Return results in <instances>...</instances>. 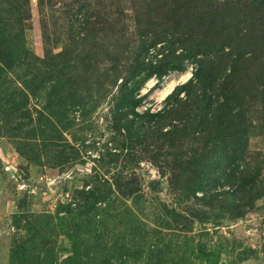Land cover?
Listing matches in <instances>:
<instances>
[{
    "label": "trees",
    "instance_id": "obj_1",
    "mask_svg": "<svg viewBox=\"0 0 264 264\" xmlns=\"http://www.w3.org/2000/svg\"><path fill=\"white\" fill-rule=\"evenodd\" d=\"M74 3L71 25L78 30L66 38L95 46L81 57L80 65L64 72L50 58L51 38L45 30L42 59L25 48L30 0H0L1 84L4 74L17 65L43 60L42 64L52 72L48 80L56 83L52 88L66 78L74 84V104L79 100L82 107L91 103L93 90L102 93L104 85H118L119 81L115 102L109 110L110 127L117 133L120 152L124 151L129 158L126 161L129 166L137 162L133 161L135 152L153 157L151 153L156 151L153 161L161 158L164 169L170 172L172 189L184 196L190 194L212 210L213 217L205 214L199 218L201 223L207 220L206 216L219 223L220 218L226 217L224 212L228 219L241 218L255 200L264 199V185L258 182L260 165H253L247 152L249 135L254 128L262 127L256 113L258 105L264 107V0H74ZM53 40L58 43L61 33H55ZM63 45L57 56L64 55L70 47L68 41ZM153 52L155 62L145 60ZM187 61L194 64L192 75L167 94L159 109L147 107L139 111L138 106L147 96L139 95L144 81L152 75L162 79L171 72L184 71ZM100 62L103 64L99 65ZM34 76L39 77V73ZM55 90L46 94L54 96ZM1 95L4 97L2 90ZM247 95L255 101L249 102ZM43 127H39L41 134L50 131L43 136L45 140L58 139L55 132L60 136L56 126L44 123ZM161 173L164 175L166 171ZM112 181L113 185L102 193L97 185L88 191H78L80 216L96 209V202L105 200L110 192L132 196L136 190L135 180L127 179L123 170L113 175ZM217 207L219 211H214ZM173 212L176 218L188 220L187 213ZM33 238L34 234L16 245L12 253L17 263L25 264L28 248L35 246ZM113 248L123 251L115 256L108 253L100 261L102 264L113 257L121 260L126 253L123 242ZM80 254L89 256L87 250H81L75 262L65 260L63 264H84ZM193 254L206 264L217 263L213 251L199 248Z\"/></svg>",
    "mask_w": 264,
    "mask_h": 264
},
{
    "label": "rangeland",
    "instance_id": "obj_2",
    "mask_svg": "<svg viewBox=\"0 0 264 264\" xmlns=\"http://www.w3.org/2000/svg\"><path fill=\"white\" fill-rule=\"evenodd\" d=\"M29 8L24 44L34 56L42 59L45 53L44 30L51 38L50 58L64 72L80 65L85 52L94 49V43L66 38L78 30L71 25L74 0H30ZM57 32L70 46L60 56L56 53L65 41L62 44L61 40H53ZM154 55L153 52L145 60L155 62ZM159 56L161 53L156 57ZM41 61L17 65L0 82V264H19L12 252L33 234L35 246L28 248L25 264L75 262L81 250L89 253L80 254L81 262L94 260L92 264H102L100 261L108 253L115 256L123 251L113 248L122 242L126 245L122 259L113 257L105 264H206L193 254L199 248L215 252L216 264H264L263 198L255 200L241 218L228 219L224 212L226 217L219 223L207 216L201 223L199 218L205 214L213 217L212 210L190 194L184 196L172 189L170 172L164 169L161 158L153 161L156 151L151 153L153 157L135 152L133 161L137 162L130 166L126 163L129 158L120 152L117 133L110 127L109 110L120 82L104 85L99 94L93 90L91 103L81 107L79 100L74 104V84L63 78L52 88L55 80H48L51 71ZM193 67L187 61L184 71L171 72L162 79L149 77L139 89V95L147 96L137 109H159L167 96H160L164 85L174 80V88L185 82ZM35 72L39 77L34 76ZM54 88L57 94H46ZM246 97L249 102L255 101ZM258 107L256 117L262 120V127L254 128L249 135L247 152L249 161L260 165L258 182L263 186L264 107ZM44 123L60 129L59 137L55 132L58 139L45 140L50 131L40 133ZM120 170L127 179L135 180L134 194L110 192L105 200L96 202V209L80 216L78 191L97 185L102 193L113 185L112 177ZM162 170L166 174L162 175ZM173 211L187 213L188 220L176 218Z\"/></svg>",
    "mask_w": 264,
    "mask_h": 264
},
{
    "label": "bare ground",
    "instance_id": "obj_3",
    "mask_svg": "<svg viewBox=\"0 0 264 264\" xmlns=\"http://www.w3.org/2000/svg\"><path fill=\"white\" fill-rule=\"evenodd\" d=\"M181 78H184V77H181ZM174 84H175L174 80H171L170 82L165 84L164 89H162V91L160 92V96H164V95L168 94L171 91V89L173 88Z\"/></svg>",
    "mask_w": 264,
    "mask_h": 264
}]
</instances>
